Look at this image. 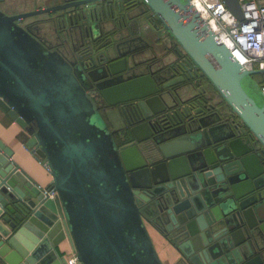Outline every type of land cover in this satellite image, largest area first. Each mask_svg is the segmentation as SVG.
I'll return each mask as SVG.
<instances>
[{"label":"water","instance_id":"95a60500","mask_svg":"<svg viewBox=\"0 0 264 264\" xmlns=\"http://www.w3.org/2000/svg\"><path fill=\"white\" fill-rule=\"evenodd\" d=\"M48 1L0 8V109L51 176L38 185L0 140V264H67L55 251L64 239L80 264H162L148 227L178 253L175 264H264L255 71L242 69L189 0H132L128 34L157 20L230 108L210 113L212 103L185 96L193 83L160 85L157 70L136 60L145 51L133 53L134 38L112 32L122 0ZM223 1L241 20L238 0ZM55 24L54 41L38 36ZM94 94L123 117L120 143Z\"/></svg>","mask_w":264,"mask_h":264},{"label":"flooded vegetation","instance_id":"af4514ba","mask_svg":"<svg viewBox=\"0 0 264 264\" xmlns=\"http://www.w3.org/2000/svg\"><path fill=\"white\" fill-rule=\"evenodd\" d=\"M27 1H28V4L25 5L24 4L25 0H0V8L3 9L4 11H11V12L12 11H29L35 8H40V7L44 8L49 5L48 0H44L47 3L45 2L43 4H38L37 3L38 0H27ZM131 2L132 0H122L121 5H122V8L125 10V12L124 14H119L118 18L114 20L112 23H110L109 27H112V32L117 33L123 30L122 32L128 35L126 37L127 40L134 38V41L131 43V46L136 49L134 50L133 53L145 51L144 54L139 55L136 58V60L140 61L143 65H152V67L157 70V74H154L156 77L157 83H159L160 85L164 83H170V85L172 86L171 88H174V87L182 88L183 85H186L188 83H193L192 88L187 87V90L189 89L190 91L188 90V93L185 94V96L189 97L190 99L189 101L199 102V100L202 99V100L207 101L208 103H211L209 101L210 94L206 90V87L207 86L209 87V85L211 84L206 80L207 78L203 74H201L200 71H198L195 67H193L192 69L188 68L189 65L187 64V62L189 63L191 62L189 61L187 56L184 54V52L180 51L176 43H175L176 44V49H175L176 54H172L170 58H168L166 54L163 57H158L153 52L152 48L149 45V42L144 40L143 37L141 36L140 29L142 27H145V28L149 27L157 32L163 33V35H166V37H168L171 40L169 35L163 32L161 25L157 22V20H152V22L150 23H144L143 25L139 26L138 31L135 35L128 34L127 26H129V21L127 20V16L125 15V13H127L128 10H131V7H130L132 4ZM121 16L124 17L123 20H120ZM59 27L60 26L56 24L53 26L50 25L49 27L46 28V29H49V30H46V34L39 33L38 36L42 40H46L45 35H47L46 36L47 39H52V41H54L53 39H55L60 34ZM61 49L62 48L60 47L58 48V50L60 51ZM194 71L197 75L191 74L192 72L194 73ZM184 75L186 76L187 79L182 80V76ZM254 75L255 77H259L258 74H254ZM252 79L258 85L259 81L256 80L254 77H252ZM93 98L95 99L96 104L99 107H106V105L102 102L101 98L97 94H94ZM214 111H217L223 116L229 113V111L222 112V110H220L219 108H216L215 106L213 110H210V113H213ZM121 119L125 123L123 117ZM234 123H240L237 117L234 118Z\"/></svg>","mask_w":264,"mask_h":264},{"label":"built area","instance_id":"2783aa9c","mask_svg":"<svg viewBox=\"0 0 264 264\" xmlns=\"http://www.w3.org/2000/svg\"><path fill=\"white\" fill-rule=\"evenodd\" d=\"M189 2L242 69L259 75L258 87L264 95V0H238L241 20L235 18L223 0ZM54 195L52 192L50 197ZM66 262L80 264L74 252L66 257Z\"/></svg>","mask_w":264,"mask_h":264},{"label":"crops","instance_id":"0c3cea01","mask_svg":"<svg viewBox=\"0 0 264 264\" xmlns=\"http://www.w3.org/2000/svg\"><path fill=\"white\" fill-rule=\"evenodd\" d=\"M45 2L44 0L37 1L38 4H43ZM48 4L52 5L53 3L48 1ZM140 30L141 36L144 40L149 42L150 47L158 57H163L166 54L167 57L170 58V56L174 54L176 44L172 39L170 40L166 35H163V33L157 32L149 27H142ZM206 90L207 92L210 91L208 86ZM101 108L103 109V116L111 127V132L117 134L118 129L125 127V123L122 121L119 114H117L115 108ZM27 138L28 136L22 128L0 109V140L13 151L11 158L19 168L25 171L38 185L45 187L50 183L51 176L46 167L24 148V143ZM148 232L162 264H175L179 259L178 253L154 229L148 227ZM55 251L60 256L66 255V257L73 253L66 239L58 244Z\"/></svg>","mask_w":264,"mask_h":264},{"label":"trees","instance_id":"16d2710c","mask_svg":"<svg viewBox=\"0 0 264 264\" xmlns=\"http://www.w3.org/2000/svg\"><path fill=\"white\" fill-rule=\"evenodd\" d=\"M252 77H254L256 80H258L260 82V77H255L254 74L251 75ZM206 79V78H205ZM207 80V79H206ZM208 81V80H207ZM209 89L210 91H208V93L210 94V98L209 101L214 104V106L216 108H219L220 110H222V112H228L230 111L229 106L227 105V103L224 101V99L220 96V94L215 90V88L211 85H209ZM98 110L101 114V116L103 117L104 121L106 122L108 128L111 130V127L108 123V121L106 120V118L103 116V109L101 107L98 106ZM115 132H112V134L114 135V137L116 138V134H114ZM116 142L120 143L117 138H116Z\"/></svg>","mask_w":264,"mask_h":264}]
</instances>
